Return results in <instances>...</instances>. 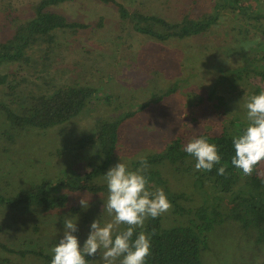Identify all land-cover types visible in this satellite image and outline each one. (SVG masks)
I'll use <instances>...</instances> for the list:
<instances>
[{"label":"rangeland","instance_id":"1","mask_svg":"<svg viewBox=\"0 0 264 264\" xmlns=\"http://www.w3.org/2000/svg\"><path fill=\"white\" fill-rule=\"evenodd\" d=\"M39 1L0 0V42L12 35L14 23L33 17L34 6ZM117 1L131 10H145L168 17L173 13L172 0ZM50 10L63 15L68 21L88 24L89 28L77 33L57 31L52 45L54 52L50 55L51 66L47 65V70L41 65L43 56L40 48L28 52L31 59L29 65H1L0 73L8 76L10 84L22 77L27 80L16 90V95L10 94L6 86H0V101L13 108L16 106L12 103L14 97L25 98L28 94L21 91L22 88L28 91L36 89L37 85L39 91H47L50 80L55 86L102 84L104 93L109 91L115 95L114 99L104 104L96 102L99 104L96 106L95 103L93 108L88 105L78 116L37 136L15 130L9 133L11 137H2L3 130H8L9 126L0 112V195L11 196L41 178H62V192L68 195L63 208L42 215L28 210L6 211L0 208V242L16 248H41L53 256L52 249L63 237L66 219L77 221L78 231L73 235L78 237L81 247L93 221L98 220L104 225L112 220L107 211H103L107 189L93 196L73 191L66 185L76 184L75 179L88 171L89 163H100L98 147L85 145L78 148L76 142L91 134L110 115L115 116L118 111L114 109L118 105L125 107L124 110L118 109L119 115L125 110L131 111L134 108L132 104L136 102L145 106L121 126L113 160L104 173L95 178L99 184H106L104 175L110 168L123 162L132 169L140 157L163 149L178 132L185 135L189 142L197 133L222 124L223 120L228 122L232 116L247 120L245 105L249 98L238 90L226 93L219 69L224 64L236 66L244 49L247 56L254 54L255 44L249 40L235 44V54L224 60L223 50L229 46L218 44L215 37L160 43L135 33L128 23L121 26L116 8L111 4L97 0H73ZM196 11L205 10L203 6H198ZM99 21L101 25L97 26ZM189 48H192L190 54H185V49ZM210 63H215L217 68H208ZM187 68H191L194 77H189L187 82L181 80L175 93L159 103H153L159 91H164L180 77L186 78L184 70ZM212 88L215 91L210 94ZM197 96L201 98L199 108L193 103ZM207 96L210 99H204ZM219 98L223 100L221 105ZM61 148L67 149L65 153ZM55 152L61 154L55 155ZM161 169L171 187H183L182 180L176 178V173L168 164L165 163ZM81 199H84L85 207L81 205ZM239 234L234 225L217 226L208 234V248L202 252L203 264H247L248 251L240 243ZM101 255L102 251L94 257H86L90 259L88 264H103ZM0 256L7 257L11 264H44L43 260L30 254L20 257L0 250ZM221 258L224 259L221 261ZM253 264L262 263L256 259Z\"/></svg>","mask_w":264,"mask_h":264},{"label":"trees","instance_id":"2","mask_svg":"<svg viewBox=\"0 0 264 264\" xmlns=\"http://www.w3.org/2000/svg\"><path fill=\"white\" fill-rule=\"evenodd\" d=\"M71 1L73 0H40L34 6L32 18L14 23L12 35L0 42V66L6 63L29 65L31 59L28 52L40 48L43 56L41 65L47 70V65L51 66L50 55L54 52L52 45L56 40V32L60 30L77 33L89 28L88 24L68 21L63 15L50 10L51 7ZM97 1L115 6L121 26L128 23L135 33L160 43L215 37L218 44L229 46L223 50L224 60H229L235 54V44L249 40L255 44L252 52L254 54L247 56L244 49L239 63L234 67L220 65L219 74L223 78L226 93L238 90L250 99L264 91V0H172L173 13L169 17L145 10H131L117 0ZM198 6H203L205 11L196 13ZM100 22L97 26L101 25ZM191 49H185V54H190ZM202 65L206 66V63ZM208 68H217V65L210 63ZM190 70L191 68L185 69L186 78L180 77L164 91H159V95L152 102L159 103L175 93L181 80L187 82L189 77H194ZM7 77L0 73V86H6L13 95H16V90L27 80L22 77L12 85ZM37 88V85L36 89L28 91L22 88L21 91L28 94L25 98L14 97L12 103L16 106L13 108L0 101V112L9 126L8 130H3L2 137L10 136L9 133L15 130L37 136L78 116L88 105L93 108L92 105L96 102L104 104L115 97L109 91L104 93L102 84L93 86L74 83L55 86L53 80H50L47 91L41 92ZM51 88L53 89L50 91ZM214 91L215 88H212L210 94ZM200 99L198 97L193 101L198 105L196 108H199ZM204 99H210V96ZM218 101L220 105L223 103L221 98ZM132 106L134 108L131 111L125 110L119 115L118 109L124 110L125 107L118 105L114 109L118 111L115 116L110 115L91 134L76 142L78 148L85 145L98 147V156L101 158L99 164L89 163L88 171L75 179L76 184H66L69 189L87 192L93 196L105 192L107 185L99 184L95 178L101 176L112 162L121 126L145 108L137 102ZM248 123L249 121H243L239 116H232L228 122L223 120L222 124L195 135V138L204 137L218 147L221 164L214 166L211 171L196 170L195 158L184 151L188 142L181 132L170 139L163 149L143 156L148 164L144 175L149 181V190L155 192L162 189L172 205L167 213L157 218H148L143 228H137L134 233L133 240L141 231L150 238L151 255L146 264H203L202 252L208 248V234L223 224L234 225L240 232L238 238L249 256L245 263L253 264L256 259H260L264 264V176H258L255 172L246 176L231 164L235 155L233 138L243 134ZM61 149L64 153L67 150ZM165 163L176 173V178L182 180L180 182L183 187L170 186L161 169ZM223 165H227L226 172L220 175L218 168ZM139 166L141 165L137 160L132 170ZM62 182V178H41L33 181L28 187L18 189L11 196L0 195V208L6 211L28 210L41 215L61 209L68 200V195L62 192ZM126 227L121 225L120 230ZM0 250L20 257L30 254L43 260L44 264H51L53 258L41 248H16L3 242H0ZM0 264L11 263L7 257L0 256Z\"/></svg>","mask_w":264,"mask_h":264},{"label":"clouds","instance_id":"3","mask_svg":"<svg viewBox=\"0 0 264 264\" xmlns=\"http://www.w3.org/2000/svg\"><path fill=\"white\" fill-rule=\"evenodd\" d=\"M245 108L249 121L243 134L233 138L235 155L231 164L246 176L255 172L264 176V91L250 97ZM184 151L195 158L196 170L211 171L221 164V155L216 144L204 137L189 141ZM141 167L132 170L126 163L119 162L104 175L108 197L103 211L112 217L104 225L95 220L81 247L77 236V221L71 218L64 221L63 237L52 249L51 264H88L86 257H94L102 251L103 264H146L151 255L150 238L141 231L133 240L137 228H143L148 218H157L167 213L172 205L162 189L149 190V181L144 175L148 164L140 157ZM227 165L218 168V174L224 175ZM85 207L84 199L80 201ZM121 225H126L120 230Z\"/></svg>","mask_w":264,"mask_h":264}]
</instances>
